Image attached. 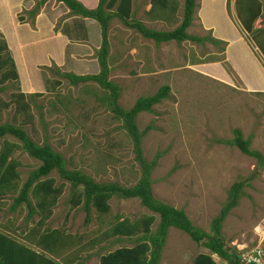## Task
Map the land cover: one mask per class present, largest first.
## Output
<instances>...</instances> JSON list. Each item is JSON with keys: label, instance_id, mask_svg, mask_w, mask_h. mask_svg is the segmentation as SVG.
<instances>
[{"label": "rangeland", "instance_id": "obj_1", "mask_svg": "<svg viewBox=\"0 0 264 264\" xmlns=\"http://www.w3.org/2000/svg\"><path fill=\"white\" fill-rule=\"evenodd\" d=\"M84 1L81 2L84 7L93 4L92 0ZM201 1L195 0L191 22L185 29L186 33L202 38L198 42L186 39L157 43L112 17L106 29L107 79L117 86L116 103L122 109H128L137 97L150 95L163 84L169 86L166 98L134 118L141 133V156L146 162L154 161L148 174L152 196L182 209L192 225L209 232L210 221L225 203L229 186L243 181L237 204L222 220L220 233L225 247L261 249L264 258V161L259 163L255 157L227 143L237 128L242 138H249L248 148L264 157V92L244 91L230 64V60L234 64L241 60V54L232 42L225 39L219 42L221 38L215 39L212 29L204 28ZM259 1L260 15L253 21L252 29L264 27V1ZM16 2L9 0L11 5ZM52 2L55 1L43 0L40 4L33 0L25 9L20 8L21 3L15 4L10 15L0 14V60L10 58L16 73V78H0V124L21 128L38 145L48 144L62 156L68 170H78L95 182L132 186L139 179L141 169L123 121L108 102L109 90L94 81L72 84L63 76L67 72L97 73L96 53L100 42L94 43L95 47L89 45L94 55L88 50V54L74 59L66 55L58 66L53 62L48 66L36 62L35 69L30 66L34 59L45 56L43 53L53 42L50 37L31 42L55 24V21L45 24L47 18L52 20L48 17L54 9ZM165 3L164 8L157 5L149 8V0H131L128 19L151 29L170 30L181 21L183 0H165ZM232 4L229 0L222 15L216 9L217 20L221 19V25L223 19L232 20L249 50L264 63L253 38L235 17ZM36 5L38 8L31 17L29 12ZM41 11L47 18H39ZM37 25L40 26L35 32ZM93 27H87L92 37L100 29L98 23ZM68 28L75 32L71 25ZM263 30L259 37L264 36ZM84 32V28L77 27L74 34L80 36ZM209 38L218 42L212 43ZM229 44L230 60L224 52ZM238 63V71L253 79L249 67L243 61ZM5 72H9L8 63L0 68V77ZM3 141L11 144L4 166L11 161L17 178H10L0 188V232L14 241L42 252L34 245L39 232L57 230L65 245L45 254L59 264H98L99 254L135 242V236L116 240L115 236L105 235L117 221L153 215L150 230H154L157 214L141 205L137 197L112 196L106 201L108 209L104 213H98L90 205L89 221L84 223L83 196L77 205L72 204L80 186L71 189L55 170L40 178H51L52 187L59 189L53 204L47 207V217H42L36 207L39 198L33 196L32 188L28 199L35 212L27 216L23 202L11 209L28 172L39 161L29 156L15 137H1L0 148ZM198 252L208 250L182 230L170 226L160 262L191 264ZM211 256L216 264H224L215 254Z\"/></svg>", "mask_w": 264, "mask_h": 264}, {"label": "trees", "instance_id": "obj_2", "mask_svg": "<svg viewBox=\"0 0 264 264\" xmlns=\"http://www.w3.org/2000/svg\"><path fill=\"white\" fill-rule=\"evenodd\" d=\"M56 1L62 2L72 14L95 20L100 27V46L96 53L99 66L98 72L89 75H75L67 72L63 76L72 84L94 81L103 89L109 90L108 97L110 99L108 102L113 113L122 119L123 126L133 142L135 159L140 165L141 175L132 186H121L116 182H95L88 175L78 170H68L65 167V161L62 156L53 151L48 144L38 145L31 141L21 128L12 124H0V138L5 135L15 137L21 143V148L29 156L39 161V165L28 172L10 208H15L23 202L27 207V216H31L35 212L28 199V193L32 188L33 196L35 195L39 198L36 207L42 217H47L49 213L47 207L53 204L59 189L52 187L51 178L42 180L40 178L55 170L63 180L69 183L71 189H76L80 186V193L76 199H72V204L77 205L79 197L83 196L84 223L89 221L90 205L94 206L98 213H104L108 209L106 201L112 196L122 198L137 197L141 205L157 214L158 219L153 231L150 230V225L155 219L153 215H144L134 220L123 218L117 221L109 232H105V235L115 236L116 240L118 237L130 238L135 236V242L130 246H118L99 254L98 264H164L160 262V252L166 230L170 226L182 230L188 234L191 240L201 244L208 250L207 253L198 252L191 264H216L211 254H215L224 264H237L239 252L235 248L225 247L220 233V224L229 210L237 204L243 181L233 182L229 186L225 203L220 207L218 214L210 221L209 232L192 225L182 209L155 199L151 193L148 176L154 166V161L146 162L141 156L139 148L141 133L137 130L134 118L141 111H150L152 105L166 98L169 86L163 84L152 94L137 97L128 109H122L116 103L118 88L107 79L106 55L108 41L106 29L108 21L112 17H117L125 26L135 29L143 37L152 39L157 43L169 40L179 42L186 39L198 42L202 38L190 35L185 31L192 19L195 0H183L181 21L170 30H155L144 26L138 21H130L128 17L131 0H97L95 7L91 9L84 7L77 0ZM38 2L41 4L43 0ZM149 3V8L155 5L164 8L166 5L165 0H149ZM113 6L114 10H111ZM37 8L36 5L34 9L30 10L29 14L31 17ZM233 9L243 30L251 35L255 46L264 56V36L259 37L261 34L259 32H262L261 30L264 27L252 29L253 21L260 15V1L234 0ZM209 40L212 43L218 42V40L213 38H209ZM7 63L9 64V72L1 74V80L8 77L16 78L13 61L10 58L0 60V68ZM227 143L236 146L243 154L255 157L259 163L264 161V157L258 151L248 148L249 138H242L237 128L233 129V137ZM10 146V143L3 141V145L0 148V188H4L10 178H17V174L13 172L14 164L11 161L4 166L6 158L11 151ZM38 225H40L39 221ZM34 245L42 252L33 249L29 245L14 241L3 232H0V264H59L54 257L45 254V252L52 254L57 248L65 245L57 230H50L45 233L43 231L39 232L37 239L34 240Z\"/></svg>", "mask_w": 264, "mask_h": 264}, {"label": "crops", "instance_id": "obj_3", "mask_svg": "<svg viewBox=\"0 0 264 264\" xmlns=\"http://www.w3.org/2000/svg\"><path fill=\"white\" fill-rule=\"evenodd\" d=\"M54 1L55 2H52L53 8H54L53 11L51 12L52 16H49L48 14V17L52 19L51 21L43 14L42 11L38 13L39 18L40 17L47 18V21H45L46 26L53 24L54 21H55L56 26L54 24L53 27H50L49 30H46V33L40 36L41 38L35 37V39L31 41V42H34L37 39L43 40L44 37H50L53 40V42L49 46V50L46 53H43L45 54V56H42V58L34 59L33 60L34 62H30L32 63L30 66L33 67V69H35L34 65L36 62H44L46 66H48L50 62L51 63L53 62L54 65L58 66L60 63L64 62L63 59L65 58L66 55H68V58L71 57L72 59H74L73 57L76 58V56H84L88 54V50L91 51L90 52L91 54H93V50H90L89 45L93 44V47H95L94 43H97L98 41L100 42V40H98V37L100 36V29L98 31L99 36L97 35V32H96L94 37H92L91 31L89 33L87 30V27L91 28L93 27V24L97 23L95 20L91 18H86V17L84 18L79 15L72 14L62 2L56 1V0ZM77 1H79L80 3L85 2L84 0H77ZM231 1L234 2V0H231ZM32 2L33 0H17L16 3L11 5L9 3V0H0V9H1L0 14L10 15L11 9L13 6H15V4L20 5L21 3L20 8L25 9L24 6L28 7V4H32ZM92 3H93L92 5L90 4L91 7L87 5L89 7H86V8L88 9L94 8L97 3V0H92ZM227 3L229 4V0H202L201 1L200 11L202 12L201 15H204V18L202 20H203L204 25L206 26L204 28L206 30L212 29L211 31L213 34H215L214 35L215 39L218 38L217 36H219V38H221L219 39V41L226 40L229 43L232 42L233 43L232 45H234V47H236V50L241 54V57H242L241 60L238 59L237 63L234 64V62L231 61L227 55L228 49L230 48L231 45L229 44V46L226 47V50L225 51L223 50L226 53V58L230 60L231 62L230 64L233 66L235 75L237 79L240 81L239 83L243 87H245L243 88L244 91L247 93L250 92L251 94H257L260 92L262 93L264 92V63L259 61L257 57L249 50V46H247L248 44L243 40V37L237 31V28L235 26L236 24L232 20L230 21V20L223 19L224 24L222 25L220 22L221 19L217 20L218 17L216 15V9H217V12H221V15L224 14L223 11L226 8ZM210 4H212V6L209 8ZM232 9H233V4H232ZM39 18L37 19L38 22H39ZM69 25H71L72 28H74L75 32H76L77 27L84 28L85 32L81 34L80 36L79 35L76 36L74 34L75 32L68 28ZM39 26L40 25L35 26V32L39 29ZM221 31L223 33H221ZM108 43H109V40H108ZM258 53L264 59V56L261 54V52L259 51ZM229 60L227 62H229ZM242 61L247 67H249V72L253 75V79L245 75V73L238 71L240 67L238 62L241 63ZM68 64L70 65L71 63L68 62ZM83 66L87 67L90 65L83 64ZM85 68H82V69L85 70ZM28 89H31L30 86ZM216 258L218 257L216 256ZM218 260L220 259L218 258Z\"/></svg>", "mask_w": 264, "mask_h": 264}, {"label": "built area", "instance_id": "obj_4", "mask_svg": "<svg viewBox=\"0 0 264 264\" xmlns=\"http://www.w3.org/2000/svg\"><path fill=\"white\" fill-rule=\"evenodd\" d=\"M238 250L239 258L237 264H263L264 258L261 249Z\"/></svg>", "mask_w": 264, "mask_h": 264}, {"label": "water", "instance_id": "obj_5", "mask_svg": "<svg viewBox=\"0 0 264 264\" xmlns=\"http://www.w3.org/2000/svg\"><path fill=\"white\" fill-rule=\"evenodd\" d=\"M263 264H264V262H263Z\"/></svg>", "mask_w": 264, "mask_h": 264}]
</instances>
